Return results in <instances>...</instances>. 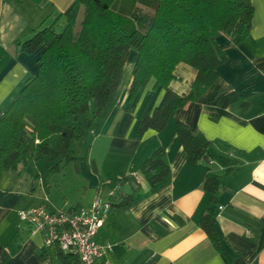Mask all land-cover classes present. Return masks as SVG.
I'll use <instances>...</instances> for the list:
<instances>
[{
	"label": "crops",
	"instance_id": "1",
	"mask_svg": "<svg viewBox=\"0 0 264 264\" xmlns=\"http://www.w3.org/2000/svg\"><path fill=\"white\" fill-rule=\"evenodd\" d=\"M72 1L0 0V113L5 111L3 105L13 101L25 82L38 73L46 47L42 44L27 52L18 42L49 26L61 32L67 23L64 12ZM252 1L255 13L250 36L233 44L229 34L216 35L219 43L229 46L225 49L227 59L217 67L215 84L189 106L178 109L163 130L136 136L138 122L164 93L155 86V77L133 101L129 100L132 72L122 87L120 81L94 128L85 126L83 136L74 142L81 169L69 175L82 186L78 197L62 193L61 189L68 187V169L61 159L53 161L59 162L60 168L47 176V181L23 166L2 174L0 264H60L56 245L45 244L43 234L33 231L17 213L20 208L40 203L45 197L43 187L47 188L50 206L57 209L89 205L99 189L105 194L112 192L114 202L134 194L135 201L129 207L113 205L97 233L98 241L113 244L102 258L104 262L225 264L199 223L209 198L203 188L208 172L219 174L224 183L217 203L211 207L219 231L232 250L233 264H264V247L259 250L264 217V0ZM83 11L81 7L79 16ZM82 18L78 17L77 27ZM137 56L138 52L131 49L127 63L133 65ZM197 73L193 65L179 62L170 88L179 94L188 93ZM234 90L248 94L246 106L242 101L220 106V98ZM179 121L211 140L208 159L191 162L177 133ZM160 146L165 149L164 159L171 172L152 187L141 166ZM40 155L36 151L30 160ZM130 175L135 178L119 183L120 178Z\"/></svg>",
	"mask_w": 264,
	"mask_h": 264
},
{
	"label": "trees",
	"instance_id": "2",
	"mask_svg": "<svg viewBox=\"0 0 264 264\" xmlns=\"http://www.w3.org/2000/svg\"><path fill=\"white\" fill-rule=\"evenodd\" d=\"M116 0H73L64 14L65 28L53 26L37 31L18 44L32 52L45 44L39 59L38 73L30 77L9 107L0 113V178L6 170L26 167L36 151L52 160L77 163L74 142L85 126L93 129L96 118L111 101L120 84L131 49L138 52L132 67L129 100L155 77L156 87L164 91L136 126L138 138L149 130H163L180 108L189 106L215 84L217 67L227 59L229 43H219L216 35L225 32L233 44L245 41L251 33L255 8L252 0H131L113 7ZM84 8L83 18L78 17ZM185 61L198 73L188 93L179 94L170 88L176 65ZM247 95L239 91L224 94L219 105L228 107ZM179 139L193 163L208 159L211 140L179 121ZM160 146L143 162L141 171L150 186L166 179L171 168ZM60 168L56 162L50 176ZM97 171V167L94 166ZM124 176L119 183L134 179ZM224 183L221 176L208 172L203 183L209 198L201 211L199 223L225 264H233V253L219 231L215 211L217 196ZM113 205L127 208L134 203V194L122 196ZM60 264H82L79 256L56 245ZM264 247V217L259 250Z\"/></svg>",
	"mask_w": 264,
	"mask_h": 264
},
{
	"label": "built area",
	"instance_id": "3",
	"mask_svg": "<svg viewBox=\"0 0 264 264\" xmlns=\"http://www.w3.org/2000/svg\"><path fill=\"white\" fill-rule=\"evenodd\" d=\"M112 196V192L105 194L99 189L89 205L68 209L52 208L45 196L40 203L20 208L17 213L33 231L43 234L45 244L75 252L82 264H114L102 261L113 244L100 242L96 237L113 207Z\"/></svg>",
	"mask_w": 264,
	"mask_h": 264
},
{
	"label": "rangeland",
	"instance_id": "4",
	"mask_svg": "<svg viewBox=\"0 0 264 264\" xmlns=\"http://www.w3.org/2000/svg\"><path fill=\"white\" fill-rule=\"evenodd\" d=\"M130 1L131 0H116L115 3L113 4V7H115V8L120 7L123 4L130 3ZM83 14L84 13H82V15L79 16V19H81V17H83ZM131 63L132 62H130V64L129 63H126V65L124 67V72H123V75H122V78H121V87L125 84V82L127 81V78L129 76V74L132 72L133 65H131ZM11 102L10 101L6 102L3 105V107H4L3 109L6 110L9 107V105L11 104ZM53 161L54 160H52L49 155H45V154H42L41 153V155L38 156L36 159H33L32 161L30 160L31 163L28 162L27 165H26V168L32 169L37 174H41L42 178H45V180L47 181V176H49L48 175V171L56 163L55 162L54 164H52ZM29 163H30V167H28V164ZM65 163H67L66 164L67 166L65 168L68 169L66 171V173L68 174V179L66 178L67 179V186L68 187H64L61 190H62V193H65L68 196H72L73 198H75V197H78L80 195L79 191L82 189V186H79L76 182H74L73 181V177L70 176L69 174H73L72 172H74L75 170L80 171V169H81L80 157L78 156L77 163H75L73 161L65 162ZM58 171L52 173L51 175L56 174ZM68 181H69V184H68ZM43 189H44V191L42 193H44V196H47V188L43 187Z\"/></svg>",
	"mask_w": 264,
	"mask_h": 264
}]
</instances>
